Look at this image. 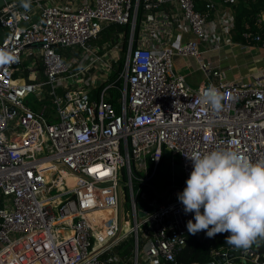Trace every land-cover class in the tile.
<instances>
[{
    "label": "built area",
    "instance_id": "2783aa9c",
    "mask_svg": "<svg viewBox=\"0 0 264 264\" xmlns=\"http://www.w3.org/2000/svg\"><path fill=\"white\" fill-rule=\"evenodd\" d=\"M219 1L233 7L239 0ZM43 2L30 1L27 11L14 2L0 11V49L18 58L0 66V264H180L194 213L185 214L178 197L151 198L150 188L166 153L179 156L182 189L193 153L233 149L253 163L264 159V73L250 82L224 81L220 65L201 51L203 42L209 49L216 43L198 0H83L75 8ZM164 4L194 37L177 48H152L136 36L140 6L145 14ZM162 18L152 21L156 36ZM220 23L231 47L235 18ZM110 25H130L125 53L123 32L115 43L93 45ZM242 38L264 49L263 15ZM176 57L195 59L209 83L190 87L175 72ZM121 60L118 86L111 79ZM207 87L223 95L219 112L198 102ZM112 91L119 93L117 106ZM31 95L41 110L29 106ZM123 200L134 219L126 232ZM140 201L154 208L143 218ZM129 239L133 249L124 260L114 251ZM210 258L203 264H264V253L253 247H221Z\"/></svg>",
    "mask_w": 264,
    "mask_h": 264
},
{
    "label": "clouds",
    "instance_id": "9594fccd",
    "mask_svg": "<svg viewBox=\"0 0 264 264\" xmlns=\"http://www.w3.org/2000/svg\"><path fill=\"white\" fill-rule=\"evenodd\" d=\"M20 6L29 10L30 0H20ZM16 62L14 54L0 49V66ZM222 99L218 89L207 87L200 90L198 102L219 112ZM186 157L193 170L178 200L185 214L194 213L188 233L205 231L208 238L228 233L226 244L245 250L264 240V159L253 163L233 149Z\"/></svg>",
    "mask_w": 264,
    "mask_h": 264
},
{
    "label": "crops",
    "instance_id": "0c3cea01",
    "mask_svg": "<svg viewBox=\"0 0 264 264\" xmlns=\"http://www.w3.org/2000/svg\"><path fill=\"white\" fill-rule=\"evenodd\" d=\"M207 1L198 0L197 9L199 7V11L208 14V19L212 23V27H214L211 29L210 38L215 35L214 39L216 44H214L215 46L213 45V49H209L210 47L207 46L205 42H203L200 47L201 51L205 53V56L208 60L220 65L223 71L224 81L232 82L243 80L245 82H250L254 75L264 73V49L260 47L259 44H252L251 46L247 47L246 45H244L245 41L243 38L241 40H236V27L231 32L232 45L231 47L227 46L226 37L224 36V33L222 31L223 27L220 23L222 20H226V17L229 15L234 16L236 23L238 7L243 4V6L247 10H249L251 8V0H239L238 3L233 7L224 5L219 0H209L208 2L214 5L212 9L206 8ZM82 2L83 0H44L43 4L55 3L66 8H75ZM175 14L178 13L176 12L174 7L170 6V4H164L157 10L146 11L145 14H143V21L138 32V39L142 40L144 37L145 39H147L146 44H148L149 47L158 49L162 46L168 45L170 47L177 48L179 45L192 40L194 37L190 29L182 20L180 22H177L173 17V15ZM160 15H162L163 17V22H161L160 25L156 23V26H159L157 31L158 35L156 36L153 28L155 26L152 21L155 16ZM261 15L264 16V12L261 13L260 16ZM180 19L182 18L180 17ZM167 31H169V35L167 34ZM254 31L258 30L255 29ZM209 40L214 42L213 39ZM62 53L64 54L66 52ZM66 55H69V53H66ZM174 62L175 72L177 74L184 75L186 78V82L190 87L198 88L201 85L209 83V80L205 77L204 73L199 70L198 64L196 63L195 59L176 57ZM35 76L37 77L36 81H41L43 78V75L41 73ZM29 81L33 82L34 80L31 79ZM213 82L218 83L217 80H214ZM153 187L154 186L150 188L152 192ZM128 258L129 257L123 259L127 260ZM128 264L133 263L131 261H128ZM139 264L169 263L163 259H160L158 261L152 260L148 262L142 260Z\"/></svg>",
    "mask_w": 264,
    "mask_h": 264
},
{
    "label": "trees",
    "instance_id": "16d2710c",
    "mask_svg": "<svg viewBox=\"0 0 264 264\" xmlns=\"http://www.w3.org/2000/svg\"><path fill=\"white\" fill-rule=\"evenodd\" d=\"M250 6L251 8L247 10L242 4L237 9L236 34H235L236 40L242 39V34L245 30L246 23L253 26L257 16L264 12V0H251ZM143 14H144V8L141 5L137 18L136 36H138V32L140 30V26L143 21ZM130 30H131L130 25H126V26L110 25L109 27L103 30L101 39L93 41V45H103L110 41L115 43L116 38L118 36L117 34L123 32L125 36L123 52L125 53L127 51ZM3 32L4 31L0 29V34H3ZM123 63L124 62L121 60L120 65L117 67V72L113 73L111 79V81L116 82V85L118 86L122 85V81L118 80V73L122 70ZM118 99H119V93L117 91H112L110 101H112L115 104V106H117ZM124 196L126 199H128V191L126 188L124 190ZM150 196L151 198H153L154 194L150 192ZM227 235L229 234L228 233L217 234L214 238H208L206 236L205 231H201L196 235H190L188 237L186 246L183 248L181 254L178 257L179 263L180 264L207 263L211 259L210 254L213 250L219 249L221 247L230 246L225 242ZM263 246H264V240H258L257 243H254L252 245L254 249L259 251L262 249ZM131 253H132V246L129 243L127 249L119 254L122 258H127L130 257Z\"/></svg>",
    "mask_w": 264,
    "mask_h": 264
},
{
    "label": "rangeland",
    "instance_id": "374dc122",
    "mask_svg": "<svg viewBox=\"0 0 264 264\" xmlns=\"http://www.w3.org/2000/svg\"><path fill=\"white\" fill-rule=\"evenodd\" d=\"M101 36L98 39H101ZM108 43H113V42L110 41ZM60 50L66 53L73 52V49L70 48H66V49L61 48ZM27 103L29 104V106L33 107L35 111L42 109V103H40V106L37 104V102L35 101V95H31L27 99ZM182 182H183V175L179 165V156L176 155L174 158H172L169 155V153H166V158L160 167V172L156 177L153 185L154 186L153 193L155 192L154 198H156V200H158L161 203L164 200L170 201L174 197H178V194L182 193L184 190L181 188ZM122 186L125 190V183H122ZM123 202H124V206H123L124 217L130 221V223L127 221L126 222L129 223V228H132L134 226V219L131 211L130 202L127 200L126 201L123 200ZM129 243L132 246L133 244L132 239H129V241H127L123 246L116 248L114 252L120 257L119 253L125 251L129 246Z\"/></svg>",
    "mask_w": 264,
    "mask_h": 264
},
{
    "label": "water",
    "instance_id": "95a60500",
    "mask_svg": "<svg viewBox=\"0 0 264 264\" xmlns=\"http://www.w3.org/2000/svg\"><path fill=\"white\" fill-rule=\"evenodd\" d=\"M30 1H35V0H30ZM14 2H20V0H0V11L8 4L14 3ZM138 208H139V217L143 218L145 216L144 212H153L154 208L143 203V202H138ZM252 247V246H251ZM261 253H264V246L262 247V249L260 250ZM235 256H239V254H231L229 258H234ZM223 260H221L220 262H223ZM236 262V259L234 260Z\"/></svg>",
    "mask_w": 264,
    "mask_h": 264
},
{
    "label": "bare ground",
    "instance_id": "6f19581e",
    "mask_svg": "<svg viewBox=\"0 0 264 264\" xmlns=\"http://www.w3.org/2000/svg\"><path fill=\"white\" fill-rule=\"evenodd\" d=\"M128 230H129V223L125 222V223L123 224V231L126 232V231H128Z\"/></svg>",
    "mask_w": 264,
    "mask_h": 264
}]
</instances>
